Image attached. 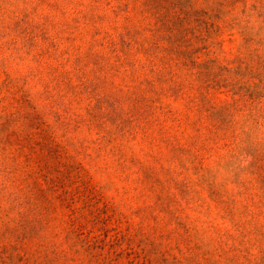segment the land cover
<instances>
[{
	"label": "rangeland",
	"instance_id": "374dc122",
	"mask_svg": "<svg viewBox=\"0 0 264 264\" xmlns=\"http://www.w3.org/2000/svg\"><path fill=\"white\" fill-rule=\"evenodd\" d=\"M0 264H264V0H0Z\"/></svg>",
	"mask_w": 264,
	"mask_h": 264
}]
</instances>
